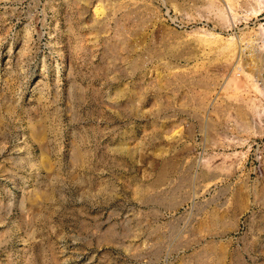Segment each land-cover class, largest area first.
I'll use <instances>...</instances> for the list:
<instances>
[{
    "label": "rangeland",
    "instance_id": "rangeland-1",
    "mask_svg": "<svg viewBox=\"0 0 264 264\" xmlns=\"http://www.w3.org/2000/svg\"><path fill=\"white\" fill-rule=\"evenodd\" d=\"M0 264H264V0H0Z\"/></svg>",
    "mask_w": 264,
    "mask_h": 264
},
{
    "label": "bare ground",
    "instance_id": "bare-ground-1",
    "mask_svg": "<svg viewBox=\"0 0 264 264\" xmlns=\"http://www.w3.org/2000/svg\"><path fill=\"white\" fill-rule=\"evenodd\" d=\"M130 111V110H129ZM162 168V167H161ZM148 186V185H147ZM147 188V187H146ZM145 191V190H144ZM148 191V190H147ZM147 193V192H146ZM147 196V195H146ZM145 201V200H144ZM151 204V203H150Z\"/></svg>",
    "mask_w": 264,
    "mask_h": 264
}]
</instances>
